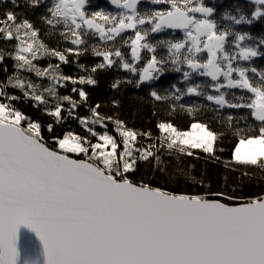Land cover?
<instances>
[{
	"label": "snow or ice",
	"instance_id": "6c2138e0",
	"mask_svg": "<svg viewBox=\"0 0 264 264\" xmlns=\"http://www.w3.org/2000/svg\"><path fill=\"white\" fill-rule=\"evenodd\" d=\"M39 2L32 0L34 5ZM110 3L119 11L89 12L88 0H56L47 23L68 29L76 46L67 49L69 53L86 51L80 46L88 36L104 43L102 50L93 46L94 54L104 62L92 72L119 60L124 69L140 72L138 83L158 79L166 63L157 59V44L150 43L148 36L165 29L184 30L182 40L158 43L166 46L172 63H186L191 72L210 77L218 92L227 87L252 94L246 105L229 104L223 93L208 95L207 99L221 106L252 110L259 127L236 130L233 161L239 167L264 170V72L253 82L248 74L257 73V69L239 63L264 56V38L256 41L247 32L219 29L212 19L214 8L205 6L203 0H155L169 5L168 10L143 13L138 10L140 0ZM256 4L250 17L240 14L229 19L236 25L264 19V0H256ZM129 30L133 35L122 42L130 44L132 62L125 60L118 47L107 46ZM37 37L38 31L28 20H20L14 11L6 12L0 18V39L12 42L15 52L0 50V61L11 57L18 68L37 77H49L57 85L61 79L72 80L59 74V65L38 66L41 49L61 62L68 60L65 52L47 48ZM229 45L236 51H229ZM142 50L152 55L146 67L138 70L136 62L141 60ZM201 52L206 53L204 60L199 57ZM191 72H184V78ZM76 83L94 85L96 81L88 76L73 80ZM8 86L21 89L22 95H8ZM199 88L188 87L187 93L201 95ZM78 94L82 100L87 99L83 89ZM151 95L161 99L155 91ZM22 98L38 105L57 100L46 109L57 123L64 119L63 102L68 103L69 115L77 107L72 97H59L53 86L42 87L31 80L15 77L0 86V264H264V196L227 203L224 201L237 198L224 193L214 194L218 198L175 194L129 178L137 159H152L159 165V149L188 156L193 155L190 149L214 153L218 133L205 123H192L191 130L184 131L170 121H162L157 125L163 134L157 138V145L141 149L132 142L137 136L151 137L150 132L127 129L123 121L93 109L94 119L82 123L96 142L69 131L62 136L53 134L49 144L42 125L12 103ZM106 121L116 125L119 141L107 131L97 132L89 126L107 128ZM47 130L52 133L53 125L49 124ZM22 226L41 242L42 259L21 258Z\"/></svg>",
	"mask_w": 264,
	"mask_h": 264
},
{
	"label": "trees",
	"instance_id": "16d2710c",
	"mask_svg": "<svg viewBox=\"0 0 264 264\" xmlns=\"http://www.w3.org/2000/svg\"><path fill=\"white\" fill-rule=\"evenodd\" d=\"M55 2V0H40L38 5H34L32 0H0V18H3L6 12L14 11L20 20H28L38 31L37 41L43 42L49 49L65 52L67 56L68 62H61L55 56L45 55L44 49H41L39 55L42 58L39 59L38 66L48 68L49 65L53 67L59 65V74L72 77V80L67 81L61 79L58 85L49 81L57 89L59 97L70 96L77 102V107L72 110L71 115L66 111L68 108L66 101L63 102L65 111L61 113L64 119L60 123L56 122L54 116L46 113V109L52 108L57 103L55 99H49L47 105H38L28 98L12 102L27 117L42 125V134L49 144L52 143L51 136L53 134L62 136L69 131L81 136H88L95 142V139L87 132L85 124L82 123V121L94 119L93 109H96L102 116H110L114 120L123 121L127 129L137 133L150 132L152 134L151 137L138 136L137 144L161 137L157 125L162 121H170L178 129L184 131L189 130L192 123L202 122L210 130L218 133L214 153L191 149L193 155L188 156L159 149L158 154L161 160L159 165L152 159L147 161L139 159L134 165L135 170L129 173V177L135 182L150 184L165 191L181 192L188 195H208L210 198H218L214 194L224 193L226 196L237 198L234 201L225 200L227 203H239L250 198L264 196V170L255 166L239 167L233 163V151L237 143L236 130L257 128L260 122L255 120L251 114L252 110L248 107H229L228 104L221 106L215 101L207 99L208 95L223 93L229 104L246 105L252 95L250 92L239 88H222L218 92L213 87L214 81L196 72H191L186 63H172L168 49L158 42L182 40L184 34L180 32L162 31L159 32V35L152 33L151 35L158 36V39H149L152 43L157 44L155 53L157 58L163 59L166 62L164 67L169 72H175L179 78L166 72L154 84L144 85L138 83L137 72L132 73L124 69L119 60L112 66H106L103 69L97 68L95 72H92V68L104 62L102 57L94 54L93 46L102 50L105 47L104 43L98 38L88 36L85 38V45L80 46L81 49L86 48V51H81L79 55L67 52V49L76 47L71 43L73 37L70 36L68 29L63 25L47 23L48 19H52L50 9L53 8ZM88 2L89 12L98 9L113 13L119 11L108 0H89ZM203 3L214 8L212 19L216 21L219 29L247 32L256 41L264 38V19L255 20L251 25H236L229 19L230 16L240 14L250 17L258 6L256 0H203ZM141 8H147L148 11L168 10L169 5L157 4L155 0H145L138 6V9ZM97 22L103 23L99 19ZM129 32L131 30L127 33ZM229 40L231 41L232 37H229ZM247 43H251V41H247ZM107 46L118 47L124 54L125 60L132 62L128 43L122 42L117 45L110 42ZM2 49L14 54L15 45L0 39V50ZM228 49L236 51L232 45H229ZM205 58L200 57L201 60ZM239 63L242 66L257 69V73L249 72L248 74L253 82L258 81L260 72H264V56ZM142 65L143 59L138 67ZM177 68L180 71H177ZM184 72H191V75L185 79ZM88 76L96 81L94 85L73 84V80ZM201 76L202 78H200ZM15 77L24 79L26 82L31 80L42 87L51 86L47 81L43 82L46 77H37L34 73L18 68L17 61L5 56V59L0 61V86L6 85L10 78ZM62 82L63 84H61ZM195 85H200L198 91L202 94L190 98L187 95V88ZM74 87L77 91H73ZM80 89H83L87 94V99L82 100L79 96ZM177 89L180 90L179 93L176 91ZM6 91L8 95H22L21 89L11 86H8ZM153 91L161 99L157 100L153 97L151 95ZM177 95L180 96L179 99H176ZM45 96L47 98V94ZM97 106L99 107L97 108ZM106 123L107 128L97 124L89 126L97 132L113 133L115 124L112 121H106ZM49 124L53 125L52 133L47 130ZM147 137L149 139H146Z\"/></svg>",
	"mask_w": 264,
	"mask_h": 264
},
{
	"label": "rangeland",
	"instance_id": "374dc122",
	"mask_svg": "<svg viewBox=\"0 0 264 264\" xmlns=\"http://www.w3.org/2000/svg\"><path fill=\"white\" fill-rule=\"evenodd\" d=\"M56 1V0H55ZM89 1V0H88ZM109 2H110V0H108ZM144 2H145V0H144ZM56 3V2H55ZM205 5V4H204ZM205 6H208V5H205ZM210 7V6H209ZM147 9V8H146ZM146 9L145 8H141V9H138L141 13H143V11H146ZM147 11H148V9H147ZM152 11H154V10H152ZM165 31H170V32H172V33H175V31L174 30H165ZM181 34L183 33L184 35H183V39L185 38V33H184V31H179ZM133 35V33H132V31L131 32H129V33H124V35L122 36V37H119L118 39H117V41L116 42H114V44H117V45H119L120 43H122V41L123 40H126L127 39V37H129V36H132ZM158 35H159V33H158ZM158 39V36H156V37H154L153 35H149L148 36V41L150 42V43H152L149 39H153V40H157ZM153 44H154V42H153ZM129 46H130V44H129ZM130 50H131V48H130ZM41 51V50H40ZM151 55H152V53H150V52H148V50H142V53H141V60L139 61V62H136V67H137V69L138 70H142L144 67H146V65H147V62H148V60L150 59V57H151ZM206 57V53H204V52H201L200 54H199V57ZM142 59H143V65L142 66H140V67H138V65H139V63L142 61ZM158 59V58H157ZM159 60V59H158ZM168 73V74H173L176 78H179V76L175 73V72H169V70H167L165 67H164V71H163V73L162 74H160L159 75V78L158 79H152L151 80V82H156L157 80H159L165 73ZM133 73V72H132ZM139 76H140V72L138 71L137 72V75H136V77H137V79L139 80ZM206 77H208V76H206ZM200 78H202V76L200 77ZM209 79H210V77H208ZM211 80V79H210ZM44 81H47L48 82V84H50L49 83V81L52 83H55L53 80H51L49 77H46L45 79H43V82ZM212 81V80H211ZM142 83H144V82H142ZM46 84V83H45ZM61 84H63V82L61 83ZM51 86H52V84H50ZM54 86V85H53ZM68 86V85H67ZM66 86V87H67ZM227 88V87H226ZM215 89V88H214ZM216 90V89H215ZM8 93V92H7ZM219 95V94H218ZM68 104V103H67ZM92 120V119H91ZM90 120V121H91ZM96 125V124H95ZM97 125H99V124H97ZM113 127H115L114 128V130H113V133L112 132H108L110 135H114L116 138H117V140L119 141L120 140V135H119V133L118 132H116L115 131V129H116V125H113ZM189 130H191V128L189 129ZM104 131V130H103ZM188 131V130H187ZM163 134L161 133V136H162ZM146 139H149L148 137L146 138ZM153 141V142H152ZM152 141H149V140H146V141H142L140 144H137V142H138V136H137V138H136V140L135 141H133L132 143H134L138 148H141V149H143V148H147L149 145H157V143H158V139H156V140H152ZM96 142V141H95ZM216 143V142H215ZM122 147V146H121ZM214 148H215V145H214ZM191 150V149H190ZM197 150H202V149H197ZM159 151V150H158ZM203 151V150H202ZM139 159H137V161H138ZM233 163H234V161H233ZM130 178V177H129ZM131 179V178H130ZM132 180V179H131ZM135 182V181H134ZM148 185H150V184H148ZM151 186V185H150ZM153 187V186H152ZM155 188V187H154ZM168 192H171V193H175V194H184V193H181V192H172V191H169V190H167ZM225 202V201H224Z\"/></svg>",
	"mask_w": 264,
	"mask_h": 264
},
{
	"label": "water",
	"instance_id": "95a60500",
	"mask_svg": "<svg viewBox=\"0 0 264 264\" xmlns=\"http://www.w3.org/2000/svg\"><path fill=\"white\" fill-rule=\"evenodd\" d=\"M143 0H140V3ZM139 3V4H140ZM170 30V29H167ZM174 31H183L182 29H171ZM196 94H188L189 97H194ZM19 247L21 251V258L30 256L32 258H41L42 244L31 230L21 227L19 230Z\"/></svg>",
	"mask_w": 264,
	"mask_h": 264
},
{
	"label": "flooded vegetation",
	"instance_id": "af4514ba",
	"mask_svg": "<svg viewBox=\"0 0 264 264\" xmlns=\"http://www.w3.org/2000/svg\"><path fill=\"white\" fill-rule=\"evenodd\" d=\"M143 2H144V0H143ZM143 2H141V3H143ZM141 3H140V4H141ZM140 4H139V5H140ZM139 5H138V6H139ZM164 31H165V30H164Z\"/></svg>",
	"mask_w": 264,
	"mask_h": 264
}]
</instances>
